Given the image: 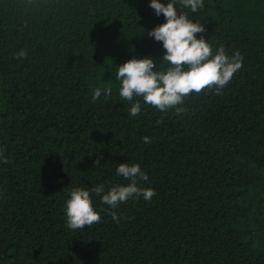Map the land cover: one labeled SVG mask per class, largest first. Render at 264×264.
<instances>
[{
	"label": "trees",
	"instance_id": "trees-1",
	"mask_svg": "<svg viewBox=\"0 0 264 264\" xmlns=\"http://www.w3.org/2000/svg\"><path fill=\"white\" fill-rule=\"evenodd\" d=\"M150 3L0 0V264H264V0L177 5L213 54L243 58L219 94L193 92L180 114L119 95L118 66L169 67L148 36L166 22ZM96 88L111 95L94 101ZM122 163L141 166L151 200L112 208L91 192L130 183ZM74 188L90 191L99 223L67 226Z\"/></svg>",
	"mask_w": 264,
	"mask_h": 264
},
{
	"label": "clouds",
	"instance_id": "clouds-1",
	"mask_svg": "<svg viewBox=\"0 0 264 264\" xmlns=\"http://www.w3.org/2000/svg\"><path fill=\"white\" fill-rule=\"evenodd\" d=\"M190 8L192 13H197L204 6L203 0H169L165 5L160 0H151L150 7L157 16L161 14L165 23L160 24L148 32L150 38L163 43L166 50L162 60L169 67L166 71H156V61L151 58H133L123 65L118 66L116 79L121 82L119 95L122 100L131 102L139 97L146 105L158 110L167 111L175 108L177 114L186 111L181 107L185 97L193 92L199 94L205 89H215L219 94L231 81L233 75L241 69L243 58L239 52L229 57L225 49L220 47L215 54L203 36L197 38L198 33L205 32V27L199 22H193L189 16L180 11ZM27 56L26 50H20L16 58ZM111 88H96L92 99H98L102 92L111 95ZM132 116L141 112L140 100L132 103L128 109ZM159 123V121H158ZM145 143H150L148 137L143 138ZM2 155V154H0ZM3 163H7L4 158ZM100 164L99 159L95 161ZM118 176L130 181L126 186L115 185L106 194L104 186L97 185L91 192L101 196V202L116 208L118 204L130 198L151 200L156 194L153 189L138 187L139 181H147L148 175L141 170L139 164H119L116 169ZM67 226L72 230L83 229L100 222V214L94 210L90 191L74 188L70 192V199L66 202ZM113 220L119 222V217L112 213Z\"/></svg>",
	"mask_w": 264,
	"mask_h": 264
}]
</instances>
